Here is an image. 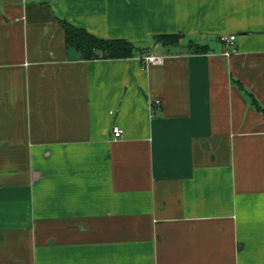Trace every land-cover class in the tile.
<instances>
[{
  "label": "crops",
  "instance_id": "0c3cea01",
  "mask_svg": "<svg viewBox=\"0 0 264 264\" xmlns=\"http://www.w3.org/2000/svg\"><path fill=\"white\" fill-rule=\"evenodd\" d=\"M0 264H264V0H0Z\"/></svg>",
  "mask_w": 264,
  "mask_h": 264
},
{
  "label": "trees",
  "instance_id": "16d2710c",
  "mask_svg": "<svg viewBox=\"0 0 264 264\" xmlns=\"http://www.w3.org/2000/svg\"><path fill=\"white\" fill-rule=\"evenodd\" d=\"M62 29L66 36L67 48L75 49L81 54L85 61L95 60H125L133 58L138 52L136 46L124 40H103L97 36L90 35L83 29H76L68 23H61ZM182 37L178 35L158 36L157 43H160L165 48L177 46ZM189 52L200 55L209 51L208 47L190 44Z\"/></svg>",
  "mask_w": 264,
  "mask_h": 264
},
{
  "label": "built area",
  "instance_id": "2783aa9c",
  "mask_svg": "<svg viewBox=\"0 0 264 264\" xmlns=\"http://www.w3.org/2000/svg\"><path fill=\"white\" fill-rule=\"evenodd\" d=\"M236 37L234 36H230L229 38L226 37H222L221 38V42L224 44H231L233 41H235ZM145 63H147V65H163L164 64V59L162 57L159 56H148L145 58ZM113 137L115 140H120V138H122L123 136V130L119 127V126H115L113 127Z\"/></svg>",
  "mask_w": 264,
  "mask_h": 264
}]
</instances>
